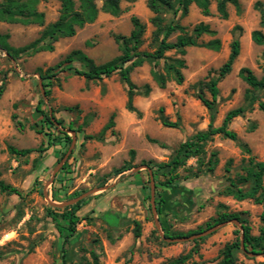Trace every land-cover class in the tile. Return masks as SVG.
Segmentation results:
<instances>
[{
  "label": "rangeland",
  "instance_id": "obj_1",
  "mask_svg": "<svg viewBox=\"0 0 264 264\" xmlns=\"http://www.w3.org/2000/svg\"><path fill=\"white\" fill-rule=\"evenodd\" d=\"M147 1H123L119 16L99 12L95 22L77 29L72 37L60 38L52 51L22 54L12 60L0 48V84H5L0 97V180L20 193L0 192V264H63L67 220L64 211L51 208L79 201L83 202L75 213V233L65 246V264H93V254L102 264H169L189 253L185 264H220L225 245L240 236L237 222L189 237L164 235L204 228L223 211L243 213L251 234H260L264 200L238 201L223 190L226 177L245 174L242 167L249 157L264 161V112L258 108V102H264V88L252 89L239 77V70L246 67L264 79V45L251 40L252 31L264 33L260 12L254 8L255 2L264 0H237L238 6L227 3V19L218 14L216 0H210L209 16L195 5L183 17L163 15L164 23L178 21L190 35L200 23L208 25L214 34H202L198 42L219 39L221 47L218 51L203 46L186 48L183 83L169 81L165 89L153 82L148 63L135 68L132 82L138 87L149 84L152 90L147 97L135 96L138 113L129 112L126 86L117 73L88 81L73 72V68L84 69L82 63L61 62L74 50L83 51L96 64L119 56L115 37L130 34L133 17L145 26L140 50L153 51L154 14ZM97 4L101 6V1ZM37 8L44 14L45 25L59 17L57 0L42 1ZM42 30L38 24L0 23V33L8 35L7 43L14 48L37 40ZM177 35H171L169 41H175ZM234 39L239 40L240 53L232 71L218 82L219 95L211 112L198 94L211 100L205 84L217 76ZM166 55L177 56L174 51ZM39 69H51L50 78L43 80ZM41 100V108L62 122L57 130L46 126L39 130L43 124L37 111ZM239 107L245 112L231 121L229 129L237 133L239 142L247 144L250 153L239 142L216 136L207 144L202 162L191 158L177 170L174 187L162 184L167 179L163 171L154 176L142 164L168 162L179 144L209 124L220 126L227 112ZM112 114L114 126L100 136ZM162 117L178 126H163ZM33 125L41 132L32 129ZM9 145L36 151L26 157L14 156L7 152ZM40 147L46 150L39 151ZM214 151L218 165L207 172L204 164ZM124 166L128 170L115 175ZM198 170L202 172L194 176ZM242 187L246 189L248 184ZM136 223L139 237L134 232ZM234 255L236 264H264V253L239 249Z\"/></svg>",
  "mask_w": 264,
  "mask_h": 264
},
{
  "label": "trees",
  "instance_id": "obj_2",
  "mask_svg": "<svg viewBox=\"0 0 264 264\" xmlns=\"http://www.w3.org/2000/svg\"><path fill=\"white\" fill-rule=\"evenodd\" d=\"M46 0H0V23H19L23 25L38 24L43 26L40 37L32 43L21 47L14 48L7 43L8 35L0 33V48L6 52L8 57L12 60H17L22 54H33L38 51L46 50L52 51L53 44L60 38L72 37L76 34V30L82 28L86 24H91L96 21L99 12L107 13L112 16H119L121 14V3L130 2L133 3L136 0H57L60 4L59 17L56 21L44 24V14L38 10L40 2ZM97 1H101V6H98ZM216 9L218 14L227 19L228 13L226 10L227 3H231L238 6L237 0H216ZM191 5H195L204 16L210 15V0H148L147 7L154 14L151 19V23L154 26L153 41L156 46L153 51H142V37L145 32V26L138 18H132L133 29L128 36L118 35L115 37L116 42L119 44L121 54L110 61L102 64H96L89 56H87L81 50L71 51L65 56L62 64H70L74 61H78L84 65V69L73 68L74 74L84 77L88 81L99 80L103 77H109L114 73H117L121 82L126 86V110L129 112H137V109L133 105V98L135 96L147 97L151 92V86L144 84L142 87L136 86L131 80V72L138 67H141L144 63H148L151 66L150 76L153 82L160 89H165L169 81H174L177 84H182L184 81L183 70L186 69V61L184 56L186 54V48L194 46H203L207 49L218 51L221 47L219 39H212L207 43H199L198 39L202 34L212 35V31L208 25L200 23L197 25L193 34H188L183 25L178 21H169L164 23L162 18L167 13H172L175 16L178 14L180 17L185 16L188 13V9ZM254 8L260 12V26L264 27V2L257 1L254 4ZM178 33L175 41H169V37ZM251 40L256 45H264V33L257 29L251 32ZM174 51L177 56L169 57L167 52ZM240 53L239 40L234 39L230 44V53L226 62L219 68L217 76L210 79L205 88L211 95V100L205 98V96L199 92L198 98L202 104L211 112L215 110V104L219 95L218 82L220 79L227 76L232 71V66L236 58ZM60 63V64H61ZM71 68V67H70ZM50 71L48 69L43 72L38 70L43 80L50 78ZM239 77L252 89L264 88V79H258L255 74L249 68H241L239 70ZM4 82L0 84V97L4 91ZM49 94V91H46ZM249 103L253 100L247 97ZM43 101L41 100L37 106V111L42 116L41 129L45 126L49 130H57V125H62L61 121L55 119L54 115L49 114L47 111L41 108ZM258 108L264 112V102H258ZM245 109L239 107L227 112L220 126H213L209 124L208 128L204 131L195 133L190 138L179 144L174 150L173 155L166 163H155L154 161H143L142 164L152 171L154 176L157 175V171H163V176L167 179L162 183L165 187H174L176 181L179 178L177 170L184 167L187 161L191 158H196L199 162H202V158L206 153V146L209 142L213 141L216 136L223 139H227L233 142H239L238 135L233 130L229 129L231 121L243 115ZM114 114L109 119V122L101 131L100 136L104 132L114 126ZM15 119V116H13ZM163 126L168 128H176L178 124L176 122H170L165 118H161ZM20 130H23V125L17 122ZM36 125L32 126V129L37 132H41L36 129ZM155 142L156 141H152ZM240 147L246 152L250 153V149L247 144L239 142ZM46 148H39V151H45ZM36 149L25 148L18 149L14 146H7V152L14 156L26 157ZM131 156L134 155V151H130ZM202 165L204 163H201ZM206 171L213 172L218 165L217 152H212L210 158L206 164ZM128 170L125 166L116 169L115 175H119L122 172ZM226 172H229V168L226 167ZM245 172L244 175H237L235 179L226 177V187L223 193L232 196L235 200L242 201L246 199H253L257 203H262L264 200V161H255L253 157H249L246 165L242 167ZM202 170H198L194 176ZM248 184V187L244 189L242 185ZM0 192H10L19 195V191L4 183L0 180ZM83 201L71 204L65 207H52L54 212L64 211L62 216L67 220V234L63 239V264H65V257L67 250L65 246L69 243V239L75 233V213L79 210ZM157 212L161 213V207L157 204ZM243 213L238 212H219L216 217L211 218L204 228L198 230L189 231L186 234L182 233H169L167 232L165 238H182L189 237L195 234L204 232L206 229L212 228L219 224H224L230 221H235L240 227V236L235 241L225 245L221 252L220 264H236L235 251L243 249L244 251L251 252L253 254L264 253V211L261 214V221L263 226L258 236H253L250 232V227L247 224V220L242 217ZM135 236L140 235V225H135ZM190 253L181 256L169 264H185L189 258ZM93 264H102L99 262L97 256L93 254Z\"/></svg>",
  "mask_w": 264,
  "mask_h": 264
},
{
  "label": "water",
  "instance_id": "obj_3",
  "mask_svg": "<svg viewBox=\"0 0 264 264\" xmlns=\"http://www.w3.org/2000/svg\"><path fill=\"white\" fill-rule=\"evenodd\" d=\"M58 207H61V206H58Z\"/></svg>",
  "mask_w": 264,
  "mask_h": 264
}]
</instances>
